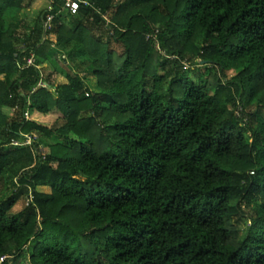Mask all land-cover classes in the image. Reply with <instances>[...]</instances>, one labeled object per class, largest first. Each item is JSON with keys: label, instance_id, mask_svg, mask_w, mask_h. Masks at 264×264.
<instances>
[{"label": "trees", "instance_id": "trees-1", "mask_svg": "<svg viewBox=\"0 0 264 264\" xmlns=\"http://www.w3.org/2000/svg\"><path fill=\"white\" fill-rule=\"evenodd\" d=\"M27 1L0 0V264H264V0L7 23Z\"/></svg>", "mask_w": 264, "mask_h": 264}, {"label": "rangeland", "instance_id": "rangeland-1", "mask_svg": "<svg viewBox=\"0 0 264 264\" xmlns=\"http://www.w3.org/2000/svg\"><path fill=\"white\" fill-rule=\"evenodd\" d=\"M28 2V1H27ZM26 2V3H27ZM52 0H29L28 3H30L29 6H24L19 12L18 15L16 16V18L13 20L12 18H8L7 19V23H10L11 21L17 22V23H21L23 21H26L29 24H32L34 19L39 15V13L48 8L51 5ZM60 11H62V9H60ZM50 55L52 57H56L59 58V67L62 68L63 70L66 69V65L63 64V60L68 59L66 52L63 53H59L58 55L56 54H51ZM51 57V58H52ZM49 61H47L45 64H41L40 66H38L41 70H42V74L44 76H47L49 72H51L53 70V68L50 66V59H48ZM78 63H79V58L77 59ZM34 62V58H31L28 63H33ZM83 69V65L79 64L78 66V71H81ZM67 70V69H66ZM53 73L52 79L55 80V85L60 84V83H65L66 82V78L63 76V74L60 73ZM60 77V79H59ZM85 82L90 85L92 82H95L94 77L91 74H86L85 77ZM59 80V81H58ZM46 86V85H44ZM47 87V86H46ZM52 93H55V86L47 87ZM3 112L6 114H11L12 110L10 109H3ZM40 151L42 154H44L45 152H47V149L45 147V145L43 146V143H40L39 145ZM42 147V148H41ZM44 191H48L46 189H43ZM21 202H19L14 209L18 210L21 207ZM249 223L247 221L241 220L239 222V229H240V237H242L245 234V230L248 227ZM27 259V255L26 254H21L18 261L21 262L22 264H24L26 262Z\"/></svg>", "mask_w": 264, "mask_h": 264}, {"label": "built area", "instance_id": "built-area-1", "mask_svg": "<svg viewBox=\"0 0 264 264\" xmlns=\"http://www.w3.org/2000/svg\"><path fill=\"white\" fill-rule=\"evenodd\" d=\"M65 1V7L69 9L70 12L75 13L77 9L79 8V2L78 0H64ZM82 3H85V1H82ZM51 20H52V15H49L44 22L43 26L44 29L49 30L51 28ZM44 82H39L38 86H44ZM25 117H27L28 113L24 114ZM34 140L33 136L30 135H24L23 139L19 141H13V144H22V145H32V142Z\"/></svg>", "mask_w": 264, "mask_h": 264}, {"label": "crops", "instance_id": "crops-1", "mask_svg": "<svg viewBox=\"0 0 264 264\" xmlns=\"http://www.w3.org/2000/svg\"><path fill=\"white\" fill-rule=\"evenodd\" d=\"M43 64H45V63H43ZM59 79H60V77H59ZM59 81V80H58ZM56 84V83H55Z\"/></svg>", "mask_w": 264, "mask_h": 264}]
</instances>
